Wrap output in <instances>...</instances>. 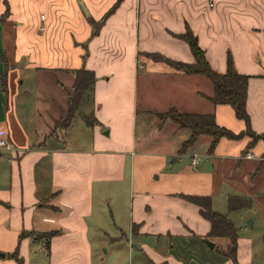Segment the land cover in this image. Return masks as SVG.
<instances>
[{
    "label": "crops",
    "instance_id": "0c3cea01",
    "mask_svg": "<svg viewBox=\"0 0 264 264\" xmlns=\"http://www.w3.org/2000/svg\"><path fill=\"white\" fill-rule=\"evenodd\" d=\"M186 29L213 70L225 73L230 58L248 77L250 127L264 134V0H0V133L18 150L0 153V264H17L15 252L22 264H105L119 251L107 239L120 233L132 241L127 264H233L206 245L210 225L189 196L221 214L229 196L250 198L260 245L237 228V263H264L263 142L220 139L210 153L200 136L181 152L189 131L157 122L173 107L244 129L207 99L204 77L144 56L194 63L178 38ZM79 69L95 84L67 121ZM105 206L127 211L113 235Z\"/></svg>",
    "mask_w": 264,
    "mask_h": 264
},
{
    "label": "trees",
    "instance_id": "16d2710c",
    "mask_svg": "<svg viewBox=\"0 0 264 264\" xmlns=\"http://www.w3.org/2000/svg\"><path fill=\"white\" fill-rule=\"evenodd\" d=\"M184 41L194 58V63L188 64L180 61H174L157 53H145L144 56L155 62L163 63L176 71L183 72L186 75L201 76L212 85V96L207 98L213 105L229 106L236 118L244 125V129L235 134L230 130L220 127L216 124L214 115H200L192 113L179 112L173 107L168 110L167 118L179 129L189 131L188 139L182 144L180 151L184 152L192 146L200 136H208L211 138L209 144V152L211 153L216 147L220 139L239 140L248 137L250 139L247 149L253 147L258 141L264 144V134L255 133L250 127V117L246 110V91L248 77L239 75L233 68L231 59L227 61L225 73H218L208 64L204 51L199 47L194 34L186 29L184 34L178 36ZM95 84L94 74L90 71L79 69L74 71V84L72 87V97L68 103V120L76 114L79 115L81 103L83 99L93 91ZM88 126L93 125L96 121L92 115H88L84 119ZM264 155V153H263ZM189 203L199 208L201 216L209 223L210 230L206 239L213 240L215 238L223 241L224 250L215 247L218 255L225 260H230L233 264L237 263V228L229 219L228 214L236 213L242 210L253 208V202L250 198L243 196H229L227 198V214H221L212 210L210 198L201 196L186 197ZM23 236V235H21ZM42 238H49L50 235H42ZM46 238V239H47ZM264 256V233L261 237ZM47 245V244H46ZM17 264L22 262L17 258L15 252L11 256ZM264 264V263H263Z\"/></svg>",
    "mask_w": 264,
    "mask_h": 264
},
{
    "label": "rangeland",
    "instance_id": "374dc122",
    "mask_svg": "<svg viewBox=\"0 0 264 264\" xmlns=\"http://www.w3.org/2000/svg\"><path fill=\"white\" fill-rule=\"evenodd\" d=\"M168 110H170V109L168 108L167 110H165L163 112H157V113L155 112V115H156L157 120H158L157 122H159V123L169 122V119L167 118ZM122 195H123L122 199L124 200L126 197L125 190H124ZM216 207L218 209L223 210V207L225 208L226 204L223 201L219 200L218 205L216 204ZM104 209H105V211H104ZM111 209H113V206L111 207ZM117 210H120V213H116L115 210L113 209L112 215L110 213L108 206H105V208H103L101 210V211H104V213H105L104 216L106 217V225L108 228V234H110V235L114 234L112 232L113 225L115 224L114 220H113L114 217L117 218L116 223L121 225V226H123L125 221H126L127 211L126 210L123 211V208H118V209H116V211ZM217 212H219V211H217ZM219 213H222V212H219ZM227 213H228V210H227ZM238 216H241V217L237 218ZM235 218H236V220H238L237 222H239V220L242 221L241 225H238L237 223L234 222L236 224V226H235L236 228H239L241 230L243 229L240 232V236L246 235L249 233L248 235H249L250 239L253 240L255 242L256 247H258V245H260V243H259L260 242L259 241L260 235L259 234L262 231V223H260V221H258L260 219V216H258V217L254 216L252 210H242V211L235 213ZM249 221H251L252 224L249 225L248 224ZM125 232H127V231H125ZM126 235L128 236V233H126ZM237 235H238V233H237ZM118 238L121 239V240H119V239L117 240L120 243H118L117 241H115L114 239H111V238L107 239L106 247L108 248L111 244H114V242H115L114 245L116 248H119V251H117L118 249L116 250L117 254H116V260L115 261H113L111 258H108L105 264H127V262H129V260H128L129 259L128 247H131L132 241H131V239H129V242H128L127 238H123L122 233H120L118 235ZM208 241L211 242L212 240H208ZM213 241L215 242L214 248L216 246H218L217 248H220V251L224 250L225 245L223 244L222 240L215 238V239H213Z\"/></svg>",
    "mask_w": 264,
    "mask_h": 264
},
{
    "label": "built area",
    "instance_id": "2783aa9c",
    "mask_svg": "<svg viewBox=\"0 0 264 264\" xmlns=\"http://www.w3.org/2000/svg\"><path fill=\"white\" fill-rule=\"evenodd\" d=\"M0 153H9L10 155L18 153L16 147H14V145L8 140L7 136L3 133H0ZM247 158H251V156L247 155ZM197 163V157H193L191 164L196 165Z\"/></svg>",
    "mask_w": 264,
    "mask_h": 264
},
{
    "label": "water",
    "instance_id": "95a60500",
    "mask_svg": "<svg viewBox=\"0 0 264 264\" xmlns=\"http://www.w3.org/2000/svg\"><path fill=\"white\" fill-rule=\"evenodd\" d=\"M249 224H251V223L249 222ZM206 245H207L210 249H213V247H214V244H213L212 242H210V241H206Z\"/></svg>",
    "mask_w": 264,
    "mask_h": 264
}]
</instances>
